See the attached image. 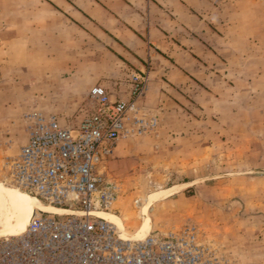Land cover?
Listing matches in <instances>:
<instances>
[{
  "label": "rangeland",
  "instance_id": "obj_1",
  "mask_svg": "<svg viewBox=\"0 0 264 264\" xmlns=\"http://www.w3.org/2000/svg\"><path fill=\"white\" fill-rule=\"evenodd\" d=\"M172 1L184 10L165 11L162 41L149 42L153 58L142 69L103 54L79 57L112 100L134 102L129 131L105 164L118 190L105 211L135 234L149 195L163 192L147 210L145 236L191 225L235 264H264V0ZM16 15L15 0H0L1 21ZM14 47L7 64L18 69L9 66L0 88V185H9L4 161L26 142L34 109L69 128L93 110L94 85L81 94L59 80L74 71L46 69L75 57L23 56Z\"/></svg>",
  "mask_w": 264,
  "mask_h": 264
},
{
  "label": "built area",
  "instance_id": "obj_2",
  "mask_svg": "<svg viewBox=\"0 0 264 264\" xmlns=\"http://www.w3.org/2000/svg\"><path fill=\"white\" fill-rule=\"evenodd\" d=\"M88 94L93 110L77 128L27 115L26 142L4 161L5 182L68 212L36 209L23 233L0 239V264H235L194 226L125 239L97 215L117 198L105 164L129 131L134 102L112 100L99 84Z\"/></svg>",
  "mask_w": 264,
  "mask_h": 264
},
{
  "label": "crops",
  "instance_id": "obj_3",
  "mask_svg": "<svg viewBox=\"0 0 264 264\" xmlns=\"http://www.w3.org/2000/svg\"><path fill=\"white\" fill-rule=\"evenodd\" d=\"M15 3L17 15L0 20V88L9 66L12 71L18 69L16 64H7L16 46L17 54L23 56L75 57L74 62L65 60L58 69L55 63L46 69L74 71L69 78L59 80L69 87H80L84 90L81 94H86L101 76L87 73L86 64H82L87 59L79 57L96 59L103 54L115 65L123 63L142 69L145 66L142 60L153 58L149 42L162 41L157 25L162 29L164 22L168 24L165 11L170 4L173 5L170 10H184L172 0H15ZM26 9L29 16L24 15ZM133 30H148L149 38L144 41Z\"/></svg>",
  "mask_w": 264,
  "mask_h": 264
},
{
  "label": "bare ground",
  "instance_id": "obj_4",
  "mask_svg": "<svg viewBox=\"0 0 264 264\" xmlns=\"http://www.w3.org/2000/svg\"><path fill=\"white\" fill-rule=\"evenodd\" d=\"M163 193V192H162ZM149 195V200L145 204L142 214L144 222L141 228L132 234L125 229L123 220L117 215L108 211H99L97 215L108 222L113 223L125 239H142L149 232L150 218L147 210L153 201L157 200L163 194ZM160 199V198H159ZM52 212L57 214L67 213V209L53 207L45 204L38 199L26 194L25 192L14 188L11 185H0V238H8L14 235H20L27 227L32 213L36 210ZM8 236V237H7Z\"/></svg>",
  "mask_w": 264,
  "mask_h": 264
}]
</instances>
